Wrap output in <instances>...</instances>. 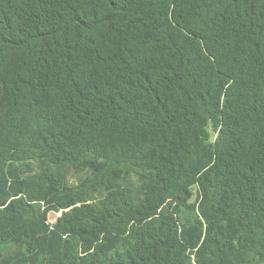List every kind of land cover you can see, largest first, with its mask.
Wrapping results in <instances>:
<instances>
[{"label":"trees","instance_id":"trees-1","mask_svg":"<svg viewBox=\"0 0 264 264\" xmlns=\"http://www.w3.org/2000/svg\"><path fill=\"white\" fill-rule=\"evenodd\" d=\"M0 264H264V0H0Z\"/></svg>","mask_w":264,"mask_h":264},{"label":"rangeland","instance_id":"rangeland-1","mask_svg":"<svg viewBox=\"0 0 264 264\" xmlns=\"http://www.w3.org/2000/svg\"><path fill=\"white\" fill-rule=\"evenodd\" d=\"M60 214H61L60 212H59V213H49V214H48V221H49L50 223H54L55 220H56V218L59 217Z\"/></svg>","mask_w":264,"mask_h":264}]
</instances>
